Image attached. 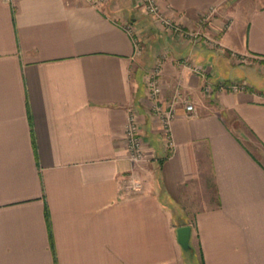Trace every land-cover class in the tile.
I'll list each match as a JSON object with an SVG mask.
<instances>
[{"label":"crops","instance_id":"1","mask_svg":"<svg viewBox=\"0 0 264 264\" xmlns=\"http://www.w3.org/2000/svg\"><path fill=\"white\" fill-rule=\"evenodd\" d=\"M159 2L218 45L164 31L137 0H0V264H264V0ZM156 64L160 103L194 107L176 105L170 147L145 93Z\"/></svg>","mask_w":264,"mask_h":264},{"label":"built area","instance_id":"2","mask_svg":"<svg viewBox=\"0 0 264 264\" xmlns=\"http://www.w3.org/2000/svg\"><path fill=\"white\" fill-rule=\"evenodd\" d=\"M85 1L93 6H100L107 0ZM137 3L140 5L142 11L146 15L152 17L164 31L170 34H177L181 38H186L192 40L193 42H202L208 47H216L218 45L216 39L201 32L200 30L188 31L181 27L179 24L172 21V19L163 12L159 0H137ZM214 10L215 8L211 7V9L207 12V15L203 16L200 22L206 23ZM126 29L130 35L134 34V27L132 25H128ZM185 63L191 68L194 73L206 76V70L203 66L188 61H186ZM219 87L223 88L222 85H220ZM244 87V82H233L230 85V89L233 91H239ZM212 90L213 88L210 83L205 84V92L211 94ZM161 92L160 67L159 64H156L146 73L145 93L151 100L152 111L159 116L166 145L170 147L172 145V141L170 140V123L175 115L176 105L179 103L183 104L184 108L187 111H192L194 107L192 103H190L188 99L184 97L180 92H177L175 94L172 101L167 106H163L160 103ZM124 141L129 161L132 163H140L141 161H143L145 158V149L140 133L139 116L138 112L133 108L129 109L128 111L127 121L124 129ZM128 186L133 190H137L141 187V182L138 178L131 177Z\"/></svg>","mask_w":264,"mask_h":264},{"label":"rangeland","instance_id":"3","mask_svg":"<svg viewBox=\"0 0 264 264\" xmlns=\"http://www.w3.org/2000/svg\"><path fill=\"white\" fill-rule=\"evenodd\" d=\"M184 40L186 39V38H183ZM186 40H188V39H186ZM211 48H215V47H211ZM238 57H235L234 56V59L235 60H240L239 61V63H242V65H246V67H243V66H241V67H239L238 68V71H239V73L240 74H244V73H248L249 72V67H248V65H249V61H248V59H246V57H241V58H238ZM235 62H237V61H235ZM260 68V67H259ZM252 71V70H251ZM258 71L259 72H263L264 70H260V69H258ZM264 73V72H263ZM229 77H223V78H228V79H231V78H233V76L236 74L235 73V71H233V70H229L228 71V73H226ZM244 75H238L237 76V78H242ZM223 78H220V80H225V79H223ZM248 78V80L250 79V77H247ZM209 82H206L205 84H208ZM228 82L227 81H220L219 82V84L218 85H222L223 86V88H225L224 86H226V84H227ZM230 84H231V82H230ZM210 85H211V83H210ZM205 92V91H204ZM205 94L206 95H209L207 92H205Z\"/></svg>","mask_w":264,"mask_h":264},{"label":"water","instance_id":"4","mask_svg":"<svg viewBox=\"0 0 264 264\" xmlns=\"http://www.w3.org/2000/svg\"><path fill=\"white\" fill-rule=\"evenodd\" d=\"M190 233L191 227L189 225H183L177 228V239L182 248L185 250L190 248Z\"/></svg>","mask_w":264,"mask_h":264},{"label":"trees","instance_id":"5","mask_svg":"<svg viewBox=\"0 0 264 264\" xmlns=\"http://www.w3.org/2000/svg\"><path fill=\"white\" fill-rule=\"evenodd\" d=\"M226 85H227V84H226ZM230 85H231V84H230ZM230 85H229V86H230ZM219 86H220V85H219ZM224 87H226V86H224ZM229 88H230V87H229Z\"/></svg>","mask_w":264,"mask_h":264}]
</instances>
